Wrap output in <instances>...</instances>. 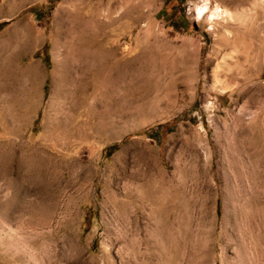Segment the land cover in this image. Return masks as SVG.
Wrapping results in <instances>:
<instances>
[{"label":"rangeland","instance_id":"1","mask_svg":"<svg viewBox=\"0 0 264 264\" xmlns=\"http://www.w3.org/2000/svg\"><path fill=\"white\" fill-rule=\"evenodd\" d=\"M128 1L0 0V264H264V0Z\"/></svg>","mask_w":264,"mask_h":264},{"label":"bare ground","instance_id":"2","mask_svg":"<svg viewBox=\"0 0 264 264\" xmlns=\"http://www.w3.org/2000/svg\"><path fill=\"white\" fill-rule=\"evenodd\" d=\"M110 3H108V8L103 12V14H100V11H99V8L100 7H97V10L94 14H92L91 16V19H90V26H102L104 25L105 27L111 22V16L112 14L116 11V10H119L120 11V15L122 16L123 14H125L129 9L132 8V6L129 4V1L128 0H108ZM153 0H145L144 2V7H148L149 6V3H151ZM98 6V5H96ZM135 9L137 10L138 14L142 15V10H143V6L141 3H139ZM219 10L216 8L215 10H213V12L210 13L209 15V18L213 19L214 17H218L219 14H218ZM132 13V12H131ZM142 13V14H141ZM205 13H207V9L206 8H200L199 9V12H198V15L199 16H204ZM225 13V12H224ZM115 14V13H114ZM147 12H144V15H146ZM228 16V15H227ZM115 18V17H114ZM215 19V18H214ZM114 20V19H113ZM118 21V19H117ZM143 27V30L146 34V41L149 43V36L152 37V33L149 29V26L145 25V26H142ZM99 27H97L98 29ZM101 28V27H100ZM93 29V28H92ZM89 31V30H88ZM91 32V31H90ZM93 32V30H92ZM264 40V38H263ZM264 42V41H263ZM97 46V45H96ZM99 46V45H98ZM101 46V45H100ZM103 47V46H102ZM97 48H100V47H97ZM260 49L262 47H259ZM100 50V49H99ZM264 54V52H262ZM108 51L107 50H104V51H100V53H97V55L95 56V59L94 61H97L105 70L109 69V59H108ZM261 56V55H260ZM264 56V55H263ZM113 58V57H112ZM115 58V57H114ZM256 58V57H255ZM259 58V57H258ZM111 59V58H110ZM253 59V58H252ZM97 63V65H98ZM101 67V68H102ZM139 68V67H137ZM111 69V68H110ZM126 69H127V65L124 63L118 67H115L112 71L115 72L114 75H111L112 73H107L108 75L106 76V80L109 81V82H112L114 80H121L124 81V76L126 74ZM140 70V69H139ZM141 71V70H140ZM105 72V71H104ZM103 72V73H104ZM134 72V71H132ZM241 73V72H240ZM110 75V76H109ZM136 76V75H134ZM140 76V75H139ZM133 78V77H132ZM136 79V77H135ZM105 80V79H104ZM248 80V79H247ZM127 81V80H126ZM105 82V81H104ZM119 82V81H117ZM247 82V81H246ZM129 83V82H128ZM107 84V83H106ZM243 84V83H242ZM108 85V84H107ZM111 85V84H110ZM118 85V84H117ZM125 85V84H124ZM259 87H258V92H264V86L261 85V84H258ZM103 87V86H102ZM109 87V86H108ZM112 87V86H111ZM118 87V86H116Z\"/></svg>","mask_w":264,"mask_h":264},{"label":"trees","instance_id":"3","mask_svg":"<svg viewBox=\"0 0 264 264\" xmlns=\"http://www.w3.org/2000/svg\"><path fill=\"white\" fill-rule=\"evenodd\" d=\"M45 63H46V65H47V67H49V65H48V59L46 58V60L44 61ZM44 91L46 92L47 91V85H45L44 86Z\"/></svg>","mask_w":264,"mask_h":264}]
</instances>
